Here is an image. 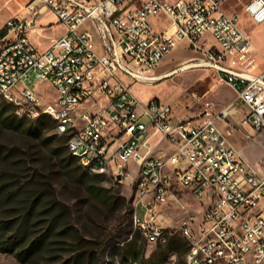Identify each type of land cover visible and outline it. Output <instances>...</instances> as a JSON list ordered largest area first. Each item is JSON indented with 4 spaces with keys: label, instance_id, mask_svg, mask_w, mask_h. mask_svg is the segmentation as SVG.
<instances>
[{
    "label": "built area",
    "instance_id": "1",
    "mask_svg": "<svg viewBox=\"0 0 264 264\" xmlns=\"http://www.w3.org/2000/svg\"><path fill=\"white\" fill-rule=\"evenodd\" d=\"M223 1L140 0L131 10L125 0H30L21 16L0 23V91L15 100L19 114L56 118L55 134L69 137V154L81 152L83 169L110 172L113 183L123 184L132 179L130 166L137 168L131 224L147 243L165 242L164 212L183 211L188 196L202 209L198 223L189 217L179 227L189 264H264V179L215 123L264 130V69L251 73L259 66L256 51ZM243 12L263 24L264 0H250ZM46 13L64 34L37 52L28 33L42 37ZM153 18L164 21L162 32L152 29ZM206 36L214 46L202 41ZM180 43L234 94L217 113L211 101L193 96L190 102L202 106L198 126L177 115L175 101L141 105L130 90L158 82L153 72ZM38 83L52 88L50 101L35 93ZM162 143L168 153L156 152Z\"/></svg>",
    "mask_w": 264,
    "mask_h": 264
},
{
    "label": "trees",
    "instance_id": "2",
    "mask_svg": "<svg viewBox=\"0 0 264 264\" xmlns=\"http://www.w3.org/2000/svg\"><path fill=\"white\" fill-rule=\"evenodd\" d=\"M0 99V254L18 264H186L188 243L172 235L145 257L131 235V203L102 186L54 133L47 116L27 121ZM54 133L53 135L50 134Z\"/></svg>",
    "mask_w": 264,
    "mask_h": 264
},
{
    "label": "rangeland",
    "instance_id": "3",
    "mask_svg": "<svg viewBox=\"0 0 264 264\" xmlns=\"http://www.w3.org/2000/svg\"><path fill=\"white\" fill-rule=\"evenodd\" d=\"M29 1L30 0H0V23L5 21L9 17L22 15L23 8ZM249 1L250 0H224L221 7L227 14H237L239 28L249 37L251 45L256 51V60L258 61L259 66L257 70L252 71L251 73L258 74V71L264 69V23L260 25H254L248 20L243 12V8ZM139 5L140 0H135L129 4L127 0H125L124 2V6L131 10L134 8H138ZM42 17L43 18L41 20V24L43 26H45V24H49L47 25L49 26V28L46 30L45 34L49 37L58 36L61 32V29L59 28V26H57L55 17L51 13H46ZM150 22L152 25V29L156 30L162 28V22ZM202 41H205L208 46L215 45L214 41L208 36L204 37ZM172 54L175 55H173L171 59ZM166 58L167 60L171 59V61L166 64H161L158 67V71L162 70L163 74L165 75H168L169 73L180 69L183 66L184 62H187L191 59L195 60L193 61V64H203L201 55L194 52V50L189 49L184 43L178 44L167 55ZM123 81L125 84L129 85L128 80L123 79ZM130 88L132 95L141 105L144 104V101L150 98L167 100L169 102L175 101V105L180 109L183 115L185 114L186 117L190 119L191 117L194 118L188 120L190 122H193V125H198L199 123L197 121L199 119H202L200 117L202 106L198 103L190 102L193 96L202 100L211 101L214 104V108L216 109H214L215 113H217L228 103H232L234 101L233 92L218 79L214 70L206 65L205 67L188 69L179 73L176 72V74L174 75H169L164 79H160V81L156 82L152 86L136 83L134 85H131ZM34 91L38 96L42 98V100L50 101L54 97V91L48 84L45 83H38L34 87ZM13 107V112L16 119L25 118L27 119V121H32V119L27 118L24 114H19V110L17 109V107ZM82 109L91 111L96 110L91 109L89 105H84ZM232 109H235L238 114L244 112L243 106L239 103H234L232 105ZM215 123H218L221 132L226 136L228 142L234 147L235 151L243 159L246 165L264 179V130L260 133L255 134L249 129L248 126L232 127L231 125H226L224 123H221L220 121H215ZM54 133H52L51 131L50 134L53 135ZM244 134H249L251 135V137L247 139ZM56 137H58V135H56ZM115 145L116 144H114L111 149H113ZM136 169V167L130 166L132 179L128 178V180L123 184L113 183L108 179L105 180V178L101 183L104 188L118 191L121 196H123L127 201L131 203L130 205L132 210V198L136 183ZM184 202L185 209L183 211H175L172 209L165 210V240L168 236L172 235H176L182 238L179 227L187 218L193 217L196 223L200 221L202 214L201 207L188 196L185 197ZM135 233L136 232L131 228V235H134ZM140 242L144 244L145 257H148L149 254L156 248V244L147 243L142 238V236ZM174 261L175 257L173 255H170L165 264H173ZM0 264L18 263L13 256L0 254ZM101 264L119 263L116 260L110 258L108 255H104Z\"/></svg>",
    "mask_w": 264,
    "mask_h": 264
},
{
    "label": "crops",
    "instance_id": "4",
    "mask_svg": "<svg viewBox=\"0 0 264 264\" xmlns=\"http://www.w3.org/2000/svg\"><path fill=\"white\" fill-rule=\"evenodd\" d=\"M19 16V15H18ZM21 16V15H20ZM15 17H17V16H15ZM10 18V17H9ZM42 18L43 17H41V19H40V21H39V23H40V25H42L41 24V20H42ZM150 21H152V22H162V28L161 29H156V30H154L155 32H162L164 29H165V25H164V21L163 20H161V19H151ZM149 21V22H150ZM47 25H49V24H45V26H47ZM150 25H151V22H150ZM43 26V25H42ZM57 26H59V28L61 29V32L59 33V35L58 36H56V37H54V36H52V37H49V36H47L45 33L42 35V37H39V36H37V35H35V33H33V32H29L28 33V39H29V42H30V44L33 46V48L37 51V52H43V51H45L47 48H48V46H49V43H48V41L50 40V39H56V38H59L60 36H62L63 34H64V30H63V28L60 26V25H58L57 24ZM151 27H152V25H151ZM173 55H175V54H172L171 55V59H172V57H173ZM166 59V60H165ZM164 60H163V62L161 63V64H166V63H169L170 61H171V59L170 60H167V58H165ZM192 60V59H191ZM163 75H165V74H163V72H162V70L161 71H158V68L153 72V76L154 77H156V78H158L159 80L158 81H160V79H162V77H163ZM130 90H131V88H130ZM150 99H152V98H150ZM150 99H147L146 101H144L143 103L145 104V103H147ZM165 101H167V100H165ZM167 102H169V101H167ZM229 104V103H228ZM215 109V108H214ZM216 110V109H215ZM176 113H177V115H179V116H181L182 117V119L183 120H185V121H188V120H191V119H194L193 117H191V119L190 118H187L186 117V115L184 114L183 115V113L180 111V109L179 108H177L176 109ZM201 121H202V119H199L197 122L199 123L198 125H200L201 124ZM189 122V124L191 125V126H198V125H193V122H190V121H188ZM219 122V121H218ZM220 124V123H219ZM216 126L219 128V125H218V123H216ZM220 129V128H219ZM159 151H164V152H167L168 153V150H167V146H166V144L165 143H162L161 145H160V147L156 150V152H159Z\"/></svg>",
    "mask_w": 264,
    "mask_h": 264
},
{
    "label": "bare ground",
    "instance_id": "5",
    "mask_svg": "<svg viewBox=\"0 0 264 264\" xmlns=\"http://www.w3.org/2000/svg\"><path fill=\"white\" fill-rule=\"evenodd\" d=\"M193 61L194 60L192 59V60H188L187 62H184L183 66L180 69H178L176 71H173V72L169 73L168 75H174V74H176V72L179 73V72H182V71H186L188 69L205 67V64L196 65V64H193ZM0 99L5 101L6 103L12 104L13 106L17 107V103L15 102V100H13L12 98H6V95H4V92H1V91H0ZM25 116L27 118H29V119H32V118H30L29 115H25ZM41 116H49L54 122V131H55V133L58 132V123H56V118H54L52 115H41ZM39 117H37V118H39ZM37 118H35V119H37ZM70 155L73 156L74 158H76L77 163L82 168L81 152H72ZM84 170L88 174L94 175V170H92V169H84ZM100 176H103L105 178V180L108 179L110 182L111 181L113 182V175L110 172H100ZM135 185H140V177H136ZM188 246H189V243H188ZM189 261H191V251L188 248V252H187L186 257H185V263L189 264ZM198 264H213V262L199 261Z\"/></svg>",
    "mask_w": 264,
    "mask_h": 264
}]
</instances>
